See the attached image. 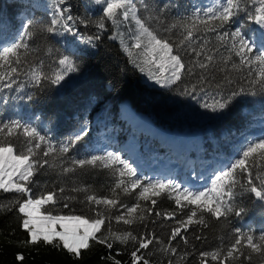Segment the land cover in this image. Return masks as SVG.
Wrapping results in <instances>:
<instances>
[{
    "label": "snow or ice",
    "instance_id": "snow-or-ice-1",
    "mask_svg": "<svg viewBox=\"0 0 264 264\" xmlns=\"http://www.w3.org/2000/svg\"><path fill=\"white\" fill-rule=\"evenodd\" d=\"M96 3L103 5L102 16L96 21L87 16H73L70 0H53L48 24L22 25L9 43L0 46V94L6 90L22 91L26 86L41 91L48 86H61L71 74L80 71V64L72 58L75 52L60 53L53 61L58 68L46 72L44 59L37 55L40 48L34 43L36 38L47 34V39L67 33L81 43L95 46L94 42L101 36L94 34L85 39L76 25L84 28L94 25L103 32L107 30L106 21H110L115 30L109 38L120 40L135 68L161 88L194 99L206 111L224 112L239 96H255L258 91L264 93V0H218L204 10H194L191 16L178 17H171L172 9L179 8L173 0H167L162 6L146 0L139 3L136 0H96ZM242 20L259 26V48L246 38ZM231 25L237 26L230 31ZM126 33L131 35V46L125 41ZM210 34L214 35L215 42ZM55 52L59 53V49ZM45 55L53 57V47L48 46ZM35 98V93L11 98L4 94L0 95V106L7 105L10 99L31 102ZM3 117L0 107V190L16 196L7 205L0 204V210L17 211L22 228L30 235V241L26 243L35 245L42 241L80 257L82 250L90 248V241L110 249L115 241L124 245L132 241L130 264H150L143 254L138 255L142 249L151 253L149 246L158 245L157 251L176 257L177 246L182 242L184 250L179 253V260L186 261L187 257L195 254L187 251L190 241L184 233L189 225L207 227L205 213L222 224L228 223L232 215L241 217L246 208L238 201L249 193L257 201L264 202V137L247 142L237 158L215 174L207 191H193L173 181L145 182L132 164L111 151L80 159L68 157L70 150L88 135L87 130L75 133L67 143L57 146L31 124ZM89 168L107 170L115 178L110 197L89 194L87 188L77 186L74 181L67 189L60 186L59 196L56 190L34 193L30 187H39L32 177L42 169H59V174L64 177L75 174L78 169ZM137 189L140 191L134 204L121 202L120 194L131 195ZM70 193L86 195L78 198ZM162 193L174 199L181 210L193 206L184 214L186 219H176L175 211H155V218H152L157 206L153 197H160ZM141 201H150L151 206L147 203L142 205ZM182 201L186 203L182 204ZM73 203L83 206L81 213L87 211L94 215L77 214L71 206ZM47 205L51 207H45ZM117 205L123 211L113 215L111 210ZM41 209L47 214H41ZM63 209H69V212L64 213ZM161 217L163 220H175L177 225L170 228L167 240L157 237L154 230L149 231L145 223L151 219V223L156 225V218ZM113 220L128 226L142 224L145 231L139 236L132 230L117 234L112 229ZM54 225H59L61 230L56 231ZM102 227V236H97ZM159 227L164 229V223L160 222ZM232 231L236 238L220 264L229 258L238 260L240 256L251 261V255H245L244 248L264 258V229L258 236L242 232L239 228ZM203 238L195 236L196 240ZM173 241H176L175 245ZM234 253L238 255L234 257ZM220 254L221 249H217L200 252L199 256H210L215 261ZM17 259L22 261L23 256L18 255ZM113 264L121 262L114 260ZM167 264L177 262L169 258ZM200 264H206L205 260L201 259Z\"/></svg>",
    "mask_w": 264,
    "mask_h": 264
},
{
    "label": "trees",
    "instance_id": "trees-1",
    "mask_svg": "<svg viewBox=\"0 0 264 264\" xmlns=\"http://www.w3.org/2000/svg\"><path fill=\"white\" fill-rule=\"evenodd\" d=\"M136 2L139 3L140 0ZM146 2L162 6L167 0H146ZM173 2L179 4V8L172 9L171 17L191 16L194 10H203V0H173ZM52 3L53 0H0V46L9 43L24 24H48L52 15ZM70 4L73 16L81 18L87 16L92 21L102 16L103 5L97 4L96 0H70ZM240 22L244 24L242 31L246 38L256 43V29H260L259 26L247 20ZM236 26L231 25L229 30H234ZM76 27L85 39L94 34L101 36L99 41L94 42L95 46L81 43L71 34L66 33L60 36L68 44L79 43L82 45L81 48L84 47L83 52L72 56L80 64V71L71 74L61 86H48L43 91L27 86L22 91L8 92L6 90L4 94L9 98L27 93H35L36 98L31 102L10 99L7 105L0 106L4 119H17L22 123L31 124L42 135L50 137L53 144L57 146L67 143L75 133L87 130L88 135L70 150L68 157L80 159L109 151L118 154L124 142L129 137H133L138 145L141 166L148 163L152 167L153 163L159 160L157 157L167 158L165 149L160 148L154 137L151 138L150 134L138 133L123 116L124 105H128L135 114L148 118L153 129L195 134L203 141L198 155L200 165H204L208 160L219 158L225 160L228 165L237 158L241 148L246 147L247 142L253 141L251 135L264 128V93L258 91L255 96H239L224 112L206 111L194 99L180 96L169 89L148 86L144 79L146 74L141 73L129 62L127 53L123 48L121 49V44L109 38L115 31L110 21H106L107 30L103 32L94 25L84 28L77 24ZM121 31L124 29L122 28ZM46 36L47 34L38 36L34 43L40 48L37 55L45 61L44 70L51 72L58 68V65L53 62L54 59L60 53L70 54L72 51L55 37L45 39ZM210 36L215 42L214 35L210 34ZM117 40L120 42L119 39ZM125 41L131 46L133 41L130 34H125ZM48 46L54 49L53 57L45 55ZM56 49H59V53L55 52ZM86 49L91 50V53H85ZM240 139H242L241 142ZM215 174L208 188L211 187ZM137 175L145 182L151 180L147 179L146 173L141 170H137ZM32 179L39 185V187L30 185L34 193L56 190L58 196L60 186L67 189L74 181L77 186L87 188L89 194L110 197L115 181L107 170L99 168L78 169L75 174L64 177L59 174V169L46 171L42 169ZM139 191L137 189L135 193L127 196L120 194L121 202L128 205L134 204ZM66 194L69 193L66 192ZM70 194L78 198L86 195L85 193ZM15 196V193H4L0 190V204L7 205ZM153 199L157 200V206L152 218H155V211L162 213L175 211L176 219H186L184 214L193 207L187 206L183 210L177 208L174 199H169L167 193H162L160 197H153ZM238 202H242L246 208L241 217L232 215L228 223L222 224L205 213L207 227L196 224L188 226V231L184 233L190 241L187 251L195 254L187 257L186 261L179 260V253L184 250L182 242L177 246L176 257L157 251L158 245L149 246L151 253L142 249L138 255L143 254L150 264H167L169 258L177 264H200L201 259H204L206 264H220L226 256L228 247L236 238L232 229L239 228L242 232L257 236L264 229V202L257 201L250 193ZM140 203L151 206L150 201ZM185 203L182 201V204ZM71 206L76 209L77 214H83L86 217L94 215L87 211L81 213L80 209L83 206L80 204L73 203ZM45 207H51V205ZM111 211L113 215H116L123 209L117 205V208ZM63 212L68 213L69 209H63ZM41 214L47 213L41 209ZM156 219V225L151 223V219L145 221L148 230H154L157 237L167 240L170 228L177 226L175 220H163L162 217ZM160 222L164 223V229L159 227ZM112 229L117 234L132 230L133 234L138 236L145 231L142 224L128 226L122 222L117 224L115 220L112 221ZM103 232L102 227L101 233H97V236H102ZM196 235L204 238L196 240ZM179 239L177 237V240ZM26 241H30V235L22 228L17 211L15 209L0 210V264H113L114 260H119L121 264H130L134 247L132 241H129L127 245L115 241L111 249L90 241V248L82 250L80 257H75L62 247L46 245L42 241L35 245ZM173 244L175 245L176 241H173ZM192 245H195L194 249ZM217 249H221L218 260L214 261L210 256L206 258L199 256L200 252H211ZM243 252L245 255H251V261L240 256L238 260L229 258L224 261V264H264V258L260 254L251 253L247 248H244ZM18 255L23 256L22 261L17 259ZM233 255L235 257L238 253Z\"/></svg>",
    "mask_w": 264,
    "mask_h": 264
},
{
    "label": "rangeland",
    "instance_id": "rangeland-1",
    "mask_svg": "<svg viewBox=\"0 0 264 264\" xmlns=\"http://www.w3.org/2000/svg\"><path fill=\"white\" fill-rule=\"evenodd\" d=\"M55 38L72 52H83L84 47L81 48V44H68L60 36ZM115 41L120 44L117 39ZM85 53H91V50L86 49ZM144 79H146L145 82L148 86L163 89L159 85H156L153 81L149 80L147 75L144 77ZM122 114L138 133L150 134V137L155 138L160 148L165 149L168 155L170 154L173 158H175V160L173 159L169 160L168 162L159 163L158 174L161 178L163 176L166 177L170 174H174L176 172V166L178 168H182L184 173L187 175L183 178L181 177L178 180L172 177L171 179L173 182L180 184L182 187H188L193 191L208 190L206 186V180L199 178L200 175L196 171L197 167L194 164V159H188L187 163L186 161L185 163H183L184 165L181 162L183 158L185 159L187 158V156L199 153L203 143L201 139H199L195 134H182L178 132H166L162 130L153 129L148 118L139 114H135L128 105H124L122 107ZM134 143L135 140H133V138L130 137L129 139H127V142L124 144L122 150H120L118 154L121 156L122 159H125L127 162L135 166L137 163L135 157L136 154ZM219 165H221V162H216L215 166L218 167ZM146 169L149 171L148 167ZM187 177L192 178V182H190ZM53 227L56 231L61 230L59 225H54Z\"/></svg>",
    "mask_w": 264,
    "mask_h": 264
}]
</instances>
